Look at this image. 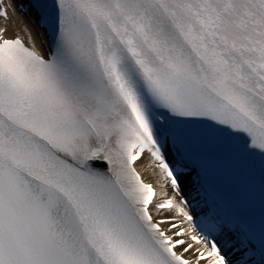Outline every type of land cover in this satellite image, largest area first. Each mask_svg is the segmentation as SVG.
Here are the masks:
<instances>
[{
    "label": "snow or ice",
    "instance_id": "snow-or-ice-1",
    "mask_svg": "<svg viewBox=\"0 0 264 264\" xmlns=\"http://www.w3.org/2000/svg\"><path fill=\"white\" fill-rule=\"evenodd\" d=\"M0 264H264V0H0Z\"/></svg>",
    "mask_w": 264,
    "mask_h": 264
},
{
    "label": "bare ground",
    "instance_id": "bare-ground-1",
    "mask_svg": "<svg viewBox=\"0 0 264 264\" xmlns=\"http://www.w3.org/2000/svg\"><path fill=\"white\" fill-rule=\"evenodd\" d=\"M142 175L145 179V181H153L154 182V177L151 176L150 170H146L142 172Z\"/></svg>",
    "mask_w": 264,
    "mask_h": 264
}]
</instances>
